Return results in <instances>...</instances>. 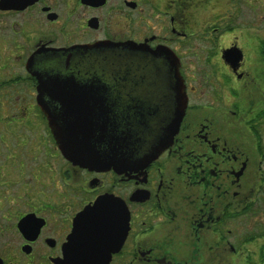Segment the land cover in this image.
<instances>
[{
	"label": "flooded vegetation",
	"instance_id": "obj_1",
	"mask_svg": "<svg viewBox=\"0 0 264 264\" xmlns=\"http://www.w3.org/2000/svg\"><path fill=\"white\" fill-rule=\"evenodd\" d=\"M161 49L187 98L170 145L144 168L68 161L44 109L83 99L119 143L148 136ZM0 264H264V0H0Z\"/></svg>",
	"mask_w": 264,
	"mask_h": 264
},
{
	"label": "water",
	"instance_id": "obj_2",
	"mask_svg": "<svg viewBox=\"0 0 264 264\" xmlns=\"http://www.w3.org/2000/svg\"><path fill=\"white\" fill-rule=\"evenodd\" d=\"M159 51L161 57L156 55L159 58H152V68L145 67V69L147 75L154 79L148 76L152 81L151 84L161 87V99L159 102L163 104L165 100L168 114H163L164 116L161 119V112L158 109L159 111L157 114L141 115L143 124H137L142 127L143 130L145 127L148 128V136L144 130V138L136 135L135 140H133L130 135V142L123 138L125 144L119 143V140L108 135V133H111L117 137H121L119 133L120 126L110 114L114 109L104 108L102 110L103 114L98 117L97 121L99 123L91 124L86 122V117H90L89 112L93 116L96 112L94 109H86V107H83V99L78 108L67 106L61 109L49 107L44 109L51 121L56 142L68 161L72 162L74 165L90 170H100L105 168V166L111 167L112 165L119 166L121 169H130L133 166L144 168L170 145L181 125L187 106V98L184 81L179 71V61L173 53H169L167 50L163 49ZM144 107L145 109L148 108V106ZM126 108L131 111L134 110L133 107ZM139 109L140 108H138V110ZM149 117H158V119H156V127L157 130L159 129V133L157 136H154L152 140L149 139V136H152L150 134L152 125L147 122ZM132 121L138 122L139 119L135 117L134 120L131 117L129 123L130 127L133 125L131 124ZM126 125L128 126V123ZM123 135L125 134H122V136ZM128 145L130 147H128ZM107 203L114 206L116 204L115 201L112 200L111 202L104 199L96 201L94 206L85 209L78 215L77 218L79 223L82 217L87 214H89L96 223V220L99 219L102 214L100 210H104L105 204ZM118 213L119 227L126 233L129 216L124 205L122 206L119 204ZM77 229H80V227H77ZM125 233L121 241H123ZM89 236L97 237L96 229H94ZM96 252L95 248L94 250L86 248L82 251L83 254L91 256L94 260L97 259ZM99 253L102 252H98L97 254Z\"/></svg>",
	"mask_w": 264,
	"mask_h": 264
},
{
	"label": "rangeland",
	"instance_id": "obj_3",
	"mask_svg": "<svg viewBox=\"0 0 264 264\" xmlns=\"http://www.w3.org/2000/svg\"><path fill=\"white\" fill-rule=\"evenodd\" d=\"M219 49L221 50V48H219ZM59 171H60V166L59 165L58 166L56 165V174H57V177H59Z\"/></svg>",
	"mask_w": 264,
	"mask_h": 264
}]
</instances>
